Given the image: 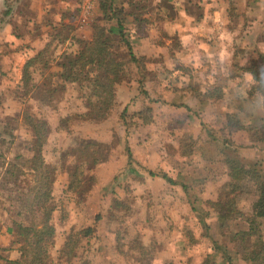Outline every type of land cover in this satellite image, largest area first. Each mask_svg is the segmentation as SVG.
<instances>
[{
    "label": "rangeland",
    "instance_id": "1",
    "mask_svg": "<svg viewBox=\"0 0 264 264\" xmlns=\"http://www.w3.org/2000/svg\"><path fill=\"white\" fill-rule=\"evenodd\" d=\"M3 1L4 9H24L19 15L30 28L35 23L40 25L38 35L30 42L34 45L33 53L49 44L46 68L32 69L33 82L42 90L62 83L55 77L60 71L57 64L61 56L77 53L81 41L90 42L94 25L115 27L117 21V18L110 21L102 18L100 0H81V3L77 0L80 9L65 12L49 9L48 3L46 10L56 14L50 16L47 23L35 20L29 4L19 7L21 0ZM181 1L132 0L137 6L133 11L135 15L126 14L129 8L126 4L119 5L120 0L114 4L124 8V38L147 71L138 70L132 64L124 66L127 79L115 85L114 107L104 122L82 124L75 118L86 110L88 89L84 85L83 88L79 84H65V90L51 100H47L42 91L39 93L40 89L30 90L25 95L17 93L19 86L0 95V209H7L11 229L16 230L15 224L28 226L33 220L19 208V200L26 198L24 183L32 184L28 168L33 156L32 137L22 123L23 110L50 126L42 154L46 163L58 171L52 190L55 212L51 222L56 237L51 256L54 260L71 230L90 228V237L81 240L78 251L86 264H253L244 260V253L245 247L254 248L249 243L257 240L256 237L245 238L246 242L239 237L248 231L256 186L244 182L240 191L228 193L229 180L223 172L226 169L228 173L227 167L217 155L222 146L236 148L248 161L259 163L264 170V145L251 142L258 136L238 131L227 141V133H224L227 118L244 114L240 110H253L255 117L261 116L264 121V100L247 94L252 86L251 77H237L236 72L250 57L264 56L261 43L264 9H257L258 0H248L244 9L239 5L243 0H217L220 9L227 11L230 4L234 8L229 9L232 15L228 20L220 9H204L201 22L205 25H195L192 19L189 25V18L184 25L175 18L179 23L175 25L169 22L173 14L167 5ZM177 10L183 12V9ZM212 11L220 13L216 24H212ZM133 17L140 18L134 22ZM245 26L249 31L245 29L242 37L241 27ZM61 38L66 39L65 42H61ZM213 42L217 47L213 48ZM120 47L118 51L113 47L110 52L126 60L125 46L120 43ZM214 84L219 87L216 90L223 93L222 97L203 98L206 91L213 97L210 92ZM238 93L245 100L241 106L237 101L232 102ZM147 107L150 108L148 114L144 111ZM140 111L144 117H150V123L145 125L137 118ZM208 128L219 140L211 139L212 143L208 144L209 138L202 136ZM80 139L112 143L113 148L107 161L91 172L95 183L91 184L84 204L77 206L73 194L66 191L70 179L60 171L59 157ZM188 146L189 150H203L205 156L215 155L216 160H208L213 165L200 166L201 158L190 162L189 158L174 159L175 153H184ZM127 150H130V158H127ZM129 166L135 167L137 173H129ZM158 168L166 171L177 185L149 175L148 170L157 173ZM124 185L129 189L122 190ZM225 193H228L229 208L226 218L219 220L208 202L225 200ZM125 194L127 200L122 201ZM114 199L125 206L113 208ZM148 203L151 207L146 210ZM261 228L264 229V222ZM8 234L19 258L15 233L9 231ZM259 235L264 242V232Z\"/></svg>",
    "mask_w": 264,
    "mask_h": 264
},
{
    "label": "trees",
    "instance_id": "2",
    "mask_svg": "<svg viewBox=\"0 0 264 264\" xmlns=\"http://www.w3.org/2000/svg\"><path fill=\"white\" fill-rule=\"evenodd\" d=\"M117 1L118 0H100L98 4L104 20L110 21L113 18H117L115 27L110 26L106 28L100 25H94L92 40L90 42L81 41L79 42L80 48L77 53L63 54L61 56L60 62L57 64L60 71L56 73L55 77L62 83H57L55 87L49 86L42 90L43 88H40L39 85H35L33 82L32 69L37 67L45 69L47 66L48 59L46 58V51H48V44L42 50H39L36 53L30 52L26 56V62L23 66L21 74V85L16 92L18 93L19 91L25 95L26 93L28 94L30 90L40 89L38 90L39 93L42 91L44 94L43 96L47 100H51L59 91L65 90V84H79L82 85L83 88L85 86L88 89L87 101L85 103L86 110L82 114L75 115V118H78L79 122L82 124L97 125L104 122L109 117L111 110L114 107L115 85L127 79V73L125 72L124 66L126 64H132V67L138 70L147 71L143 65L144 62L142 59L134 57L130 43H128L124 38L125 34H123V31L125 29L123 22H126V19H122L124 8L115 7L114 4ZM201 1L202 0H186L184 2L185 6L183 8V12L182 14L180 13L182 16L175 13L171 4L167 5L169 7L168 9H170L173 14V17L169 18V22L178 18L179 22L184 25L186 19L189 18L192 19L195 25H205L200 23L204 12L203 7L199 6ZM215 2H217V0H215ZM247 2L248 0H243V4L239 2L241 9L245 8ZM122 4H126L129 8L127 9L129 11L126 12V14L135 15L133 11H135L134 9H137V6H134L132 0H120L119 5ZM229 9H234L231 7V4L229 5L227 11L220 9L223 16L227 15V20L232 15ZM107 13H110V15H107ZM133 18L135 22L140 17ZM52 28L56 30L55 26ZM241 29L243 30V34L241 33V36L244 37L246 32L248 33L249 29H247V26L241 27ZM263 36L264 34L261 35V43L264 46ZM65 40L66 39L61 38V42H65ZM114 43L116 44L114 45ZM120 43L125 46L127 52L126 56H128L126 60L120 54L116 56L115 53L110 52V49L113 47L118 51L119 48H121ZM209 44L210 43H207L206 45ZM211 45L213 48L217 47L216 42L211 43ZM233 57L235 56L233 55ZM241 64L242 66L238 67L236 70V72L238 71L237 77L243 78L246 76L251 77L252 79V86L247 92L248 97L256 96L264 100V56L258 54L255 58L250 57ZM197 84V90H199L200 85L199 83ZM193 86L195 87L196 85ZM213 86L215 88L210 92L214 94L213 97L212 95H208L206 91L202 96L203 98L220 99L222 97L223 93L220 90H216L219 87H216V84ZM189 89L191 90V88ZM241 97L240 93H238L233 98L232 102L237 101L236 104L239 103L241 106V104L245 102L243 99L244 97ZM250 109L252 110V108ZM144 111L148 114L150 112V108L147 107ZM247 111L240 110V112L247 115L245 117L244 114L236 115V117H228L227 124L225 126L226 129L224 130L221 128L220 130L222 132L224 130V133H227V141L230 140V137L236 135L238 131H247L248 133H252V135H250L251 137L258 136L251 142L259 144L263 143L262 145H264L263 118L261 116L256 118L254 112H252L253 110L249 111V114ZM142 112L143 111H140L138 113L137 118L142 120V122L146 125L151 122L150 117H144ZM21 117L23 125L28 129L32 137L31 151L33 156L31 157L28 165L31 172L32 184H28L27 182L24 183L26 198L19 200V208L25 211L29 217H33V220L28 226L15 224L16 230L9 228V231H13L15 233L16 241L14 243L19 245V258L15 261H6V264H86V261L79 257L78 251L82 242L81 240H86V238L90 237L92 233V229L90 228L81 229L78 232L71 230L60 247L56 260H54L51 256L56 237V231L51 222L52 215L55 212L52 190L58 171H56L55 166L46 163L42 154L43 147L50 134V126L45 120L37 119L26 109L23 110ZM203 134L205 135L202 136L209 138V141H207L209 142L208 144H210L211 139L216 141L219 140V137H216L211 132L210 128L204 130ZM238 144L240 145V143ZM240 146H242V144ZM189 147L190 146L184 149V153H175L173 155L174 159H180V161H183L184 158H189L187 161L190 162L196 158H201L203 162L200 163V166L213 165V163H209L208 160H216L215 155L205 156L203 150L199 152L197 150L193 151L189 150ZM112 148V143L105 144L92 139H80L74 147L63 151L60 154V171L66 173L67 177L70 179L66 187V191L73 194L75 205H82L86 201L92 188L91 184L95 183L91 172L98 165L107 161ZM130 154V150H127V158H130ZM245 156L244 154L242 155L241 152H238V149L236 148L232 149L229 146H222L221 153L217 155V159L219 158L223 166L227 167L228 173H225L226 169H223V172L229 180L226 184L229 187L228 193H232V190L233 192L240 191L244 182H251L256 186L257 196L253 203L252 217H250L248 221L249 228L248 231L239 238L241 241L246 242L245 238H251L252 236L256 237L257 240H254L253 243H249L252 247H254L253 249L249 250V247H245L244 260L253 264L255 262H260L262 264L264 263V242L260 241L261 236L259 233L264 232V229L261 228L264 222V170L260 169L261 165L259 163L250 162ZM162 158L161 154V159ZM159 163H161V160ZM157 171L159 172H157L158 174L152 170H148V173L150 176L165 180L172 186L177 185V182L167 176L166 171H163L160 168H158ZM19 172L21 171L19 170L18 173ZM128 172L132 174L137 173V171H135V167L133 166H129ZM124 188L129 189V186L124 185L122 190ZM228 193H225V200L223 201L218 199L215 202H208L212 206L211 209L217 212L219 220H223L227 216V210L229 207L227 205L228 202L226 201V195H228ZM114 200L113 208H116L119 205H121V208L123 207L124 204L121 203L120 200ZM125 200H127L126 194L124 195L122 201ZM150 207L151 204L148 203L146 205V210H149ZM36 213H40V215ZM115 232H117V230H115ZM102 235L105 236L106 233H102ZM87 242L89 241L87 240ZM110 244L112 243L110 242ZM244 244L246 245L247 243ZM84 247H81V249Z\"/></svg>",
    "mask_w": 264,
    "mask_h": 264
},
{
    "label": "crops",
    "instance_id": "3",
    "mask_svg": "<svg viewBox=\"0 0 264 264\" xmlns=\"http://www.w3.org/2000/svg\"><path fill=\"white\" fill-rule=\"evenodd\" d=\"M185 1L186 0H182L181 3H170L172 4V9H174L177 15L180 13L182 14V12H179L177 9H183L185 6ZM78 2L79 1L77 0H21V2L18 3V6L23 7L24 4H29V6H31L30 11L34 14L35 20H39L40 23H47L50 20V16H54L53 14H56V12H50L49 10H46V4H50L49 9H64L63 12H65L66 9H80V4L78 6ZM257 3V9H264V0H258ZM0 4L1 95L2 93H7L10 88L21 85V74L23 66L26 62V56L30 52H33L34 48V45H32L33 43L30 42L34 40L33 37L35 35H38L39 32L37 31L40 30V25L35 23L36 25L33 24L35 26L30 28L28 23H25V21L22 22V18L19 15L24 9H4L5 2L3 0ZM9 5L11 4L9 3ZM199 6L203 7V9H220V7L216 5L215 0H202L199 3ZM26 13L30 14L29 12ZM217 14L220 16L218 11H212V24H216ZM188 21L190 25L192 23L191 19H188ZM171 23L178 25L175 20H173ZM201 23L203 24V22ZM22 29H24L25 32H23ZM7 101L9 103V100ZM6 104L7 102L3 103V106ZM4 109L6 110L7 108L5 107ZM8 218L9 214L7 209L5 208L3 211L0 209V264H6V261H14L18 259V254L15 250L16 247L11 245V237L8 234L10 228Z\"/></svg>",
    "mask_w": 264,
    "mask_h": 264
}]
</instances>
